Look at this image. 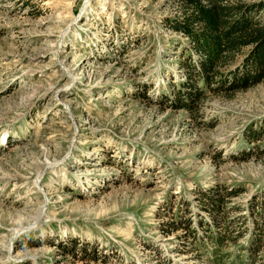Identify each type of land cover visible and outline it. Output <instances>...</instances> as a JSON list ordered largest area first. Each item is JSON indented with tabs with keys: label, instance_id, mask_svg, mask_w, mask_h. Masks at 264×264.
<instances>
[{
	"label": "rangeland",
	"instance_id": "374dc122",
	"mask_svg": "<svg viewBox=\"0 0 264 264\" xmlns=\"http://www.w3.org/2000/svg\"><path fill=\"white\" fill-rule=\"evenodd\" d=\"M179 10L0 0V264H211L183 229L166 231L179 213L194 227L213 219L196 198L212 187L225 253L249 255L251 204L264 211V81L193 110L162 101L187 78L186 39L164 22ZM68 237L109 262L64 253Z\"/></svg>",
	"mask_w": 264,
	"mask_h": 264
},
{
	"label": "trees",
	"instance_id": "16d2710c",
	"mask_svg": "<svg viewBox=\"0 0 264 264\" xmlns=\"http://www.w3.org/2000/svg\"><path fill=\"white\" fill-rule=\"evenodd\" d=\"M179 12L164 19L165 25L186 39L182 55L188 57L182 61L187 78L182 87L173 88L172 99L162 101L175 109L193 110L197 102L209 93L232 97L240 91H246L264 81V2L247 0H175ZM261 135H258L260 138ZM255 139V137L253 138ZM224 195L215 188L197 191L202 209L209 212L213 219L200 216L197 226L191 219L184 220L179 213L171 220L167 233L183 229L190 246L202 252L211 264H254L255 252L261 250L264 236V211L253 210L252 229L258 235L253 238L249 255L239 253L230 260L225 253L228 232L214 230L223 208ZM258 208V207H257ZM250 209V207H249ZM189 210V209H187ZM218 222V223H217ZM221 226V225H218ZM58 245L62 251L75 258L89 255L96 261L109 262V255L98 251L96 246L80 241L78 237H68ZM82 246V247H81ZM201 254V253H200Z\"/></svg>",
	"mask_w": 264,
	"mask_h": 264
}]
</instances>
